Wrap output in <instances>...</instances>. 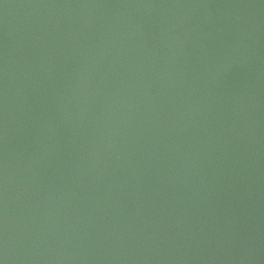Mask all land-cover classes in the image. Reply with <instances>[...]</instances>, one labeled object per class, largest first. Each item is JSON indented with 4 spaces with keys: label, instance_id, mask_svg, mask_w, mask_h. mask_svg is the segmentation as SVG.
<instances>
[{
    "label": "water",
    "instance_id": "95a60500",
    "mask_svg": "<svg viewBox=\"0 0 264 264\" xmlns=\"http://www.w3.org/2000/svg\"><path fill=\"white\" fill-rule=\"evenodd\" d=\"M0 264H264V0H0Z\"/></svg>",
    "mask_w": 264,
    "mask_h": 264
}]
</instances>
